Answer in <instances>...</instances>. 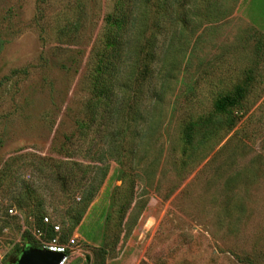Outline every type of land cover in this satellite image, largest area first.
Wrapping results in <instances>:
<instances>
[{
	"label": "rangeland",
	"instance_id": "obj_1",
	"mask_svg": "<svg viewBox=\"0 0 264 264\" xmlns=\"http://www.w3.org/2000/svg\"><path fill=\"white\" fill-rule=\"evenodd\" d=\"M158 1L171 33L157 41L159 101L128 93L115 151L106 138L90 156L103 167L81 161L88 138L74 131L113 0H0V264L50 236L39 217L59 227L65 264H264V36L240 0ZM79 10V29L56 39ZM223 96L218 128L183 159V119Z\"/></svg>",
	"mask_w": 264,
	"mask_h": 264
},
{
	"label": "trees",
	"instance_id": "obj_2",
	"mask_svg": "<svg viewBox=\"0 0 264 264\" xmlns=\"http://www.w3.org/2000/svg\"><path fill=\"white\" fill-rule=\"evenodd\" d=\"M164 4L167 5L165 1L158 0H113L110 10L102 16L97 38L88 51L85 76L88 98L84 104V116L75 122V138H88L82 148L81 161L89 164L101 160L90 157L99 152V148H95L97 140L107 138L109 145L105 144L111 152L115 151L117 137L129 127L125 123L135 97L128 93L139 89L140 99L147 95L151 102L159 101V94L152 96V91H156L153 87L154 61L160 37L168 40L171 34L170 25L165 26L170 19ZM82 15L79 10L71 19H66L64 25L55 30L56 39H69L70 33L74 34L79 29ZM185 21L184 17V24ZM166 48L168 44L163 52ZM183 50L179 48L178 53L182 55ZM223 99L231 101L228 96L218 97L208 114L183 119L180 127L183 159L191 155L195 142L206 130L218 128ZM93 124L95 128L91 130ZM89 134L91 136L87 137ZM98 163L106 166V163ZM37 222L41 223L40 217ZM25 237H28L27 233ZM25 245L31 246L29 243ZM25 245L14 248L15 260Z\"/></svg>",
	"mask_w": 264,
	"mask_h": 264
},
{
	"label": "built area",
	"instance_id": "obj_3",
	"mask_svg": "<svg viewBox=\"0 0 264 264\" xmlns=\"http://www.w3.org/2000/svg\"><path fill=\"white\" fill-rule=\"evenodd\" d=\"M12 213L11 210L8 211ZM41 224L49 225L50 232L52 233L50 236L45 237L39 231L35 233V240H36V249L39 250H46L53 253H60L63 254V258L59 261L58 264H65L67 260V246L63 245L58 238L59 227L56 224H50L46 217L41 218ZM73 241L70 240L69 243Z\"/></svg>",
	"mask_w": 264,
	"mask_h": 264
},
{
	"label": "water",
	"instance_id": "obj_4",
	"mask_svg": "<svg viewBox=\"0 0 264 264\" xmlns=\"http://www.w3.org/2000/svg\"><path fill=\"white\" fill-rule=\"evenodd\" d=\"M62 258L63 254L39 250L26 245L13 264H58Z\"/></svg>",
	"mask_w": 264,
	"mask_h": 264
},
{
	"label": "crops",
	"instance_id": "obj_5",
	"mask_svg": "<svg viewBox=\"0 0 264 264\" xmlns=\"http://www.w3.org/2000/svg\"><path fill=\"white\" fill-rule=\"evenodd\" d=\"M260 3L264 6V0H240L236 11L239 9L240 15L264 36V10L261 8Z\"/></svg>",
	"mask_w": 264,
	"mask_h": 264
}]
</instances>
